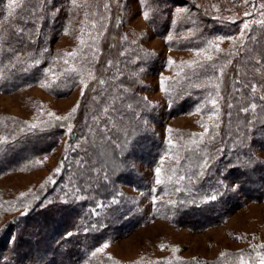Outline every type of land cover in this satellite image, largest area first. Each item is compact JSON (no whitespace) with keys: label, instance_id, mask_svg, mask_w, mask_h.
<instances>
[{"label":"rangeland","instance_id":"374dc122","mask_svg":"<svg viewBox=\"0 0 264 264\" xmlns=\"http://www.w3.org/2000/svg\"><path fill=\"white\" fill-rule=\"evenodd\" d=\"M146 1L16 0L10 3V0H0V38L4 40V37L12 36V26H7L12 16L11 25H16L21 38L28 41V30L31 29L28 20L30 16L36 18L37 14L40 19L35 21V27L38 30L41 27L42 44H49L32 47L29 52L36 55L48 52L50 63L39 82L16 90H9L13 86L0 89V141L26 128L63 126L64 123L62 136L50 152L38 156L29 166L0 175V228L12 216L25 211L34 191L43 189L48 181L59 175L62 159H73L76 156H72H78L81 151L102 168L116 162L113 158L115 146L105 142L104 138L100 143L94 139L90 141L93 134L95 137L96 133H101L96 130V120L101 122L105 117L111 123L110 133H127L128 140L118 149L122 155L130 152V146L136 141L142 143L138 137L140 131L150 129L163 144L162 158L155 166L144 162L134 165V169L145 173L149 191L132 186L125 188L144 208V223L129 233L104 241L83 257L74 258L71 264H229L228 261L237 259L245 264L254 253L253 258L256 256L255 250L260 252L254 261L261 264L264 260V198L248 201L222 223L200 230L177 226L157 216L152 207L156 199L162 197L155 196L154 188L164 179L171 178L186 151L198 153L204 142L216 138L220 131L224 132L222 125L226 133L237 131L241 122L238 114H246L248 108L256 107L250 103V96L242 98L239 94V91L242 94V88L238 91L226 80L233 62L238 75V71L244 68L247 58L236 62L234 56L244 52L248 32L258 25L264 27V0H185L188 7L196 2L197 8L207 15L233 22L242 19L234 35H212L208 40L204 36L202 39L207 42L203 45L193 43L198 35L189 29L192 23L193 28L197 23L194 11H186L185 5L177 4L179 1L170 4L168 17L172 29L163 37L155 33L147 16L142 14L148 12L144 6ZM148 3L151 5L152 0ZM113 7H118L119 13L114 12ZM186 14L191 16L185 21ZM41 21L45 24L42 25ZM51 30L55 37L52 42L49 40ZM16 49L13 41L12 50L15 52ZM19 53L27 54V50L23 48ZM9 61L0 58V74L5 67L9 72ZM127 64L134 78L131 87L123 86ZM65 71L76 73L77 84L68 95L57 96L49 87ZM196 73L202 77L194 83L208 87L211 99L200 109L172 115L166 113L169 106L166 89L175 82L191 84L188 78ZM222 75L223 80H220ZM103 76L107 81L105 88L100 85ZM135 88L150 116L140 118L142 104L134 97L123 96ZM234 97L235 101L241 102H234ZM81 112L85 113L83 122L87 124L78 140L73 142L69 139L70 133ZM119 116L123 117L117 121ZM236 120L238 123L234 125ZM116 122L121 125L117 126ZM103 133L109 136L106 131ZM132 133L136 134L132 136ZM245 143L248 144L241 142L234 147ZM233 145L236 144L233 142L230 146ZM253 151L264 160L261 148L254 146ZM198 159H203L199 153L193 159L189 157V163L201 164ZM74 171L69 180L79 172ZM74 189L72 186L71 190ZM248 248L249 251L255 250L247 257L238 258Z\"/></svg>","mask_w":264,"mask_h":264},{"label":"trees","instance_id":"16d2710c","mask_svg":"<svg viewBox=\"0 0 264 264\" xmlns=\"http://www.w3.org/2000/svg\"><path fill=\"white\" fill-rule=\"evenodd\" d=\"M148 1L144 4L148 11L147 20L155 33L163 37L169 35L172 29L168 17L169 9L172 7L170 4L177 1L178 5H185L186 11H194L197 23L194 28L193 23L192 26L189 24V29L190 32L196 31L195 35L198 36L193 43L199 45L205 42V39H202L204 36L207 39L212 35H234L242 22V19L233 22L207 15L197 8L196 2L188 7L185 0H152L151 5ZM113 9L119 13L118 7ZM29 12L28 10V18ZM186 15L185 21L191 16ZM118 17L120 18V15ZM11 18L12 16L9 17L7 26H12V36L8 35L4 40L0 38V58L4 61L10 60L9 72L5 67L0 74V89L13 86L9 90H16L43 78L44 71L50 64L48 52L36 55L31 54L29 50L49 43L42 44L41 27L39 30L35 27V21L40 19L37 14L36 18L30 16L28 20V26L31 28L28 30V41L21 38L22 34L16 31V25H11ZM41 24L45 23L41 21ZM49 32L51 36L52 30ZM249 33L250 31L244 52H238L234 56L236 62L238 59L247 58L244 68L238 71V75L236 64L233 62L229 71L227 70L226 81L231 87L236 86L238 91L242 88V94L241 91L238 93L242 98L250 96V103L256 107L248 108L246 114H238L241 122L237 131L226 133L225 126L222 125L223 133L220 131L216 138L202 144V149L198 150L203 158L198 159L201 164H190L189 157L193 159L198 153L186 151L171 178L164 179L153 190L156 197H162L156 199L152 210L157 216L177 226L192 230L205 229L222 223L246 202L261 201L264 198V160L253 151L254 146L264 151V27L258 25ZM54 38L52 35L50 42ZM13 41L18 47L15 52L12 50ZM23 48L27 50L28 55L19 53ZM16 52L18 53L15 57ZM130 68L127 64L123 86L131 87L130 83L134 81ZM75 77L76 73L65 71L49 90L57 96H66L77 84ZM201 77L202 75L196 73L188 78L189 83L192 81L191 84L175 82L174 86L168 87L165 93L169 106L165 112L169 115L178 114L200 109L205 102L208 103L212 96L210 89L194 83ZM223 77L224 75L220 80H223ZM102 78L100 85L105 88L107 81L105 76ZM9 80L12 81L10 84L7 83ZM137 92L135 88L128 90L123 96L134 97L136 102L142 104L140 118L150 116L143 98L136 95ZM233 101L241 102L235 101V97ZM80 114L82 115L74 122L70 133L69 139L73 142L78 140L81 136L79 133L87 124L83 122L85 113ZM122 117H116L117 121ZM102 118L101 122L100 119L96 120V130L101 133H96L95 137L93 134L90 141L94 139L100 143L104 138L105 142L115 146L113 158L116 162L110 167L102 168L81 151H78V156H72H76L73 159H62L59 175L48 181L43 189L34 191L35 193L31 194L32 201L25 211L12 216L0 228V264H71L74 258L83 257L104 241L129 233L144 223V208L130 197L125 188L132 186L137 190L149 191L145 173L137 170L138 168L134 169V165L139 162L149 166L157 165L160 162L158 159L162 158L160 151L163 144L150 129L138 131L142 143L136 141L130 146V152L122 155L118 149L128 140L127 133H110L112 127L109 118ZM237 120L234 125L238 123ZM91 125L95 130L94 122ZM116 125L121 124L116 122ZM63 126L32 127L30 130L26 128L0 141V175L27 164L29 166L35 158L50 152L62 136L60 133L63 132ZM103 131L109 136H104ZM134 134L136 133H132V136ZM233 142L236 145L230 146ZM241 142L248 144L234 147ZM74 170L79 172L69 180ZM72 186L74 190H71ZM252 250L245 249L238 258L249 256ZM255 251L256 256L253 258L254 253L245 264H258L254 260L258 258L260 250ZM228 263L242 264L238 259Z\"/></svg>","mask_w":264,"mask_h":264},{"label":"snow or ice","instance_id":"6c2138e0","mask_svg":"<svg viewBox=\"0 0 264 264\" xmlns=\"http://www.w3.org/2000/svg\"><path fill=\"white\" fill-rule=\"evenodd\" d=\"M16 0H10V3H15ZM142 2V0H141ZM143 15L147 16V13H142ZM245 28H247V25L244 26ZM75 111V109L73 110ZM57 171H59V169H57ZM159 183V180L157 181ZM105 247H107V245H105ZM261 264H264V260L261 261Z\"/></svg>","mask_w":264,"mask_h":264}]
</instances>
